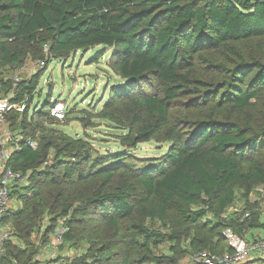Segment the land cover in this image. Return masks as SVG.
I'll list each match as a JSON object with an SVG mask.
<instances>
[{
  "label": "trees",
  "instance_id": "obj_1",
  "mask_svg": "<svg viewBox=\"0 0 264 264\" xmlns=\"http://www.w3.org/2000/svg\"><path fill=\"white\" fill-rule=\"evenodd\" d=\"M262 39L264 0H0V96L25 105L7 116L8 165L26 184L11 186L21 208L1 220L14 226L5 260L34 264L60 218L68 227L60 256L78 243L76 227L89 217L99 216L109 230L82 255L67 257L75 264H180L198 250H227V228L239 234L264 228L260 205L249 200L264 185V51L245 46ZM101 45L93 59L111 48L109 67L119 80L105 87L97 117L126 133L123 149L92 157L82 140L53 132L52 93L31 109L44 70L19 81L6 71L24 65L18 47L50 63ZM222 50L228 61L202 72L206 52ZM151 140L171 145L130 172L129 151ZM238 202L245 208L230 213ZM171 211L181 227L167 223ZM246 211L251 216L243 218ZM45 214L49 227L33 241ZM160 244L169 252H156Z\"/></svg>",
  "mask_w": 264,
  "mask_h": 264
},
{
  "label": "rangeland",
  "instance_id": "obj_2",
  "mask_svg": "<svg viewBox=\"0 0 264 264\" xmlns=\"http://www.w3.org/2000/svg\"><path fill=\"white\" fill-rule=\"evenodd\" d=\"M245 46L258 52L264 51V39L248 42ZM13 47L16 48L17 46ZM18 48L22 50L26 61L24 65H21L19 68L11 67L10 70L6 71L7 76H12L13 78L17 76L26 77L39 70H44L40 80L41 89L39 90L42 94L40 97L34 99L31 104V109L40 106L46 98L49 97L50 93L53 95L51 98L52 101L61 100L66 105L64 118L58 119V122L52 125L53 128H55L53 132H56L58 136L60 133H66L74 138L82 140V142L86 144L85 150L87 154H90L92 157L109 151L123 149L120 136L125 134L126 131L117 128L113 123L103 118L97 117L100 110L103 108V102L100 103L99 101L102 98L105 100L108 97V92L104 91L105 87L119 80L115 71L109 67L112 52L111 48L106 49L105 54L97 61L94 60L93 57L98 51L105 48L102 45L96 46L88 51L79 50L73 52L67 59L54 58L50 63H45L43 66H38V60L40 59L36 60L34 58L39 53L29 48ZM206 53L205 59L199 61V67L202 72H210L212 68L209 66L212 62L214 64H219L218 62L228 61V57L225 56L223 50ZM227 53L230 52L227 51ZM41 60L46 61V59ZM211 73H213V75L216 74L214 72ZM82 118H86V120L93 122L95 125L86 126V121H83ZM10 138H12L11 132L7 140L8 148L12 147L9 143ZM170 145L171 141L158 142L157 140L138 144L129 151L131 157L125 160L127 169L132 172L134 169L150 163L151 161H156L166 153ZM260 157L264 159V151H262ZM119 180H121V176L117 175L114 183H117ZM130 181V178L125 180L126 183ZM22 183L26 184V182ZM12 199V209L16 210L21 208V201L17 199V197H12ZM249 200L252 203H258L260 205L262 216L264 214V185H257L254 191L250 193ZM244 208L245 205L243 202H238L230 209V213L233 212V209L241 210ZM136 218H141L146 224H148V222L151 224L150 220L146 219L144 216ZM49 219V216L45 214L44 218L38 222L33 241H40L39 238L43 234V231L47 230L49 227ZM63 221L64 218H60L58 228L62 231L64 230L65 233L68 227L63 224ZM166 221L169 225L174 227H181L183 223L175 211H171ZM0 226L11 228L12 232L14 231L12 221H1ZM155 227L165 231L168 230V228L164 227L163 223H157ZM76 232L78 233V243L73 247L68 245L61 249L62 256L77 257L82 255L91 247L93 244L92 242L96 243L100 239L106 237L109 230L106 222L97 216L89 217L84 227H76ZM55 235L56 231L51 233L49 241L52 242ZM91 240L93 241L91 242ZM59 248L60 247H58V249ZM50 249L48 245L45 250L49 251ZM153 249L159 253L169 252V246L167 244L154 245ZM190 261L191 258L188 256L184 258L180 264H190Z\"/></svg>",
  "mask_w": 264,
  "mask_h": 264
},
{
  "label": "built area",
  "instance_id": "obj_3",
  "mask_svg": "<svg viewBox=\"0 0 264 264\" xmlns=\"http://www.w3.org/2000/svg\"><path fill=\"white\" fill-rule=\"evenodd\" d=\"M45 63V60H38V66H43ZM21 78L17 76L14 79L19 81ZM11 96H0V221L13 207V199L10 196L11 186L14 183H22L26 180V177L22 176L20 172L14 171L8 165L11 148L7 147V140L10 136L7 116L13 110L23 111L25 106L22 103H13L10 99ZM65 109V103L58 100L51 109V115L57 119H63ZM31 145L36 148L35 142H31ZM250 216L251 212L246 211L243 218ZM12 233L11 228L0 226V264H20L17 258L5 260L6 244L13 237ZM63 234L64 230L56 229V235L49 245L53 249L50 252L45 248L37 255L34 264H75L71 261L68 262L66 257H61L59 254L58 247L63 243ZM224 234L229 242L227 250L222 253L208 249L198 250L191 256L190 264H246L252 258H264V231L253 241L248 238L247 232L239 234L231 228H227Z\"/></svg>",
  "mask_w": 264,
  "mask_h": 264
},
{
  "label": "crops",
  "instance_id": "obj_4",
  "mask_svg": "<svg viewBox=\"0 0 264 264\" xmlns=\"http://www.w3.org/2000/svg\"><path fill=\"white\" fill-rule=\"evenodd\" d=\"M261 221L262 222H264V214L261 216ZM263 231H264V228H262V229H253V230H250L249 232H248V238L251 240V241H253V240H255L259 235H261L262 233H263ZM50 248L52 249V247L50 246ZM50 249V250H51ZM45 256V255H44ZM62 256V255H61ZM62 257H65V256H62ZM68 257V256H67ZM66 257V258H67ZM190 263H191V261H190Z\"/></svg>",
  "mask_w": 264,
  "mask_h": 264
}]
</instances>
